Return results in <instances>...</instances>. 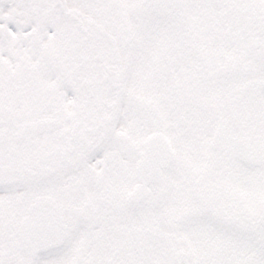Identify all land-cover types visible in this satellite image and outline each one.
<instances>
[{"label": "snow or ice", "instance_id": "obj_1", "mask_svg": "<svg viewBox=\"0 0 264 264\" xmlns=\"http://www.w3.org/2000/svg\"><path fill=\"white\" fill-rule=\"evenodd\" d=\"M0 264H264V0H0Z\"/></svg>", "mask_w": 264, "mask_h": 264}]
</instances>
